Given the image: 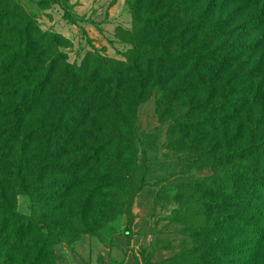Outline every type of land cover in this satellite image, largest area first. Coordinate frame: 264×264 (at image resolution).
I'll list each match as a JSON object with an SVG mask.
<instances>
[{
    "label": "trees",
    "instance_id": "1",
    "mask_svg": "<svg viewBox=\"0 0 264 264\" xmlns=\"http://www.w3.org/2000/svg\"><path fill=\"white\" fill-rule=\"evenodd\" d=\"M146 1L127 0L137 39L123 52L124 60L105 57L91 45L93 51L80 63H70L59 49L56 34L41 30L18 0H0V183L8 191L28 194L30 214L10 211L7 216L14 214L18 221L12 236L20 243L25 244L22 237L35 230L36 240L34 237L27 245L32 248L28 250L37 248L35 256L59 244L63 237L86 232V222L95 210L100 220H108L114 211L122 212L137 190L133 183L136 162L147 155V148L137 139L134 118L137 107L156 95L153 61L169 58L164 41L160 37L150 39V27L160 25L168 14L162 7L164 0H156L148 9L144 8ZM227 4L235 9L245 6L246 13L241 26L231 27L230 21H224L238 44L237 78L232 83L222 80L217 93L202 100L198 109L172 120L175 126L196 129L204 136L209 130L213 132L195 158L217 169L199 182L211 187L214 195L202 193L196 209L186 217L200 221L190 227L192 243L182 249L183 256H196L194 264L233 263L225 258L233 251L224 234L256 246L264 242V225L246 219L254 211L264 220V181L253 182L244 168L245 162L254 161L259 154L257 142L264 137L259 119L249 111L264 105V0H227ZM63 15L68 16L66 10ZM212 30H206L208 39ZM180 46L174 47L172 56L189 60L194 70L188 75L208 66L219 73L218 66L227 62L216 61L212 68V64L206 65L210 56L207 49L192 51ZM240 52L251 56L241 57ZM241 68L252 77L244 76L246 71L241 73ZM236 93L244 94L248 104L242 116L234 103ZM229 123L234 129L230 140L235 145L231 149L225 144ZM82 124L92 129L85 130L84 151L79 158L66 164L49 163L27 152L30 145L40 141L46 152L55 151L53 154L62 158L66 141H72ZM202 135L199 133L196 140L201 142ZM52 170L61 172L62 178L53 180L48 175ZM84 177L90 184L78 203L74 202L73 209L56 211L62 208L63 198L73 185ZM50 196L60 199L57 206L49 204ZM4 259L0 254L1 264Z\"/></svg>",
    "mask_w": 264,
    "mask_h": 264
},
{
    "label": "rangeland",
    "instance_id": "2",
    "mask_svg": "<svg viewBox=\"0 0 264 264\" xmlns=\"http://www.w3.org/2000/svg\"><path fill=\"white\" fill-rule=\"evenodd\" d=\"M18 1L41 30L56 34L59 49L70 63H80L87 53L93 51L91 45L105 57L124 60L123 52L137 39L133 32L134 14L129 10L127 0ZM182 1L164 0L162 7L168 14L160 25L150 27V39L155 41L156 37H160L169 58L153 61L151 70L154 72L152 81L156 95L137 107L134 118L137 139L145 143L147 155L145 153L144 158L139 157L136 162L133 183L137 190L128 205L125 204L120 213L111 211L113 214L108 220H100L95 210L86 222V232L70 238L63 237L59 244L35 256L37 248L28 250L32 248L27 247L28 241L34 237L36 240L35 230L22 237L25 244L20 243L12 236L18 221L14 214L12 218L7 216L10 211L30 214L28 194L18 190L8 191L0 183V254L5 258L2 264H194L196 256H183L182 249L192 243L189 229L200 221L186 217L196 209L202 193L214 195L211 187L205 188L199 182L211 177L217 169L195 158L213 132L209 130L204 136L196 129L185 130L175 126L172 120L178 114L198 109L202 100H208L209 95L217 93L216 88L222 80L232 83L237 78L240 69L235 70V48L238 44L234 41L231 27L241 26L246 13L245 6L235 9L227 4V0H196L192 4H189L190 0ZM155 2L147 0L144 8L153 7ZM65 10L68 16L63 15ZM224 21H230L232 26L224 27ZM211 27L214 30L208 32V39L206 30ZM176 45L192 51L204 47L210 55L205 59L206 65L212 64V68L216 61L227 62L218 66L219 73L208 66L203 70L196 68L198 72L188 75L194 68L181 54H176L179 59L172 56ZM240 56L251 55L240 52ZM245 71L241 68V73ZM247 72L243 75L251 78ZM241 93L235 94L234 103L242 116L248 111V104ZM157 95H160L159 99ZM258 106L249 110L250 115H256L259 126L264 128V105ZM228 121L227 118L225 122ZM231 123L227 124L225 139L229 149L235 145L230 140L234 132ZM87 128L92 129V126L83 127L82 124L75 131L72 141H66L60 159L53 154L55 151L46 152L47 147L40 141L30 145L27 152L30 151L34 159L45 158L49 163L64 161L66 164L83 154ZM199 133L202 135L201 142L195 138ZM257 146L259 154L255 160L244 164L253 182L264 181V137L257 142ZM48 175L53 180L62 178L61 172L54 170ZM85 178L73 185L69 195L63 198L62 208L56 211L73 209L74 202L78 203L80 194L89 187L90 183ZM105 188L109 187H100L97 191H104ZM127 198L129 200L130 197ZM48 199L50 205L57 206L60 202L52 196ZM246 219L264 225V220L254 211ZM224 235H227L226 244L233 251L232 255L225 257L226 260L232 259L231 264H264V242H259L258 247L249 240Z\"/></svg>",
    "mask_w": 264,
    "mask_h": 264
},
{
    "label": "built area",
    "instance_id": "3",
    "mask_svg": "<svg viewBox=\"0 0 264 264\" xmlns=\"http://www.w3.org/2000/svg\"><path fill=\"white\" fill-rule=\"evenodd\" d=\"M101 264H107V263H101Z\"/></svg>",
    "mask_w": 264,
    "mask_h": 264
}]
</instances>
